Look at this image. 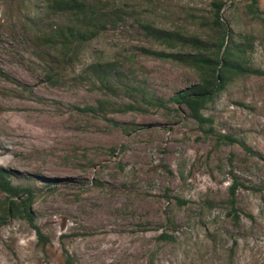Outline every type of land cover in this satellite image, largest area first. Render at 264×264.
Wrapping results in <instances>:
<instances>
[{"label": "rangeland", "instance_id": "obj_1", "mask_svg": "<svg viewBox=\"0 0 264 264\" xmlns=\"http://www.w3.org/2000/svg\"><path fill=\"white\" fill-rule=\"evenodd\" d=\"M39 1L0 0V168L33 189L32 219L48 242L28 220L0 218V264H67L68 255L73 264H264V75L235 78L200 122L169 100L197 73L145 53L164 47L130 25L54 67L36 36L61 18L39 13ZM161 1L168 27L214 2ZM224 1L223 20L253 37L252 64L264 70V23L248 14L250 0ZM102 62L147 99L105 90L90 68ZM100 100L111 105L96 111Z\"/></svg>", "mask_w": 264, "mask_h": 264}, {"label": "trees", "instance_id": "obj_2", "mask_svg": "<svg viewBox=\"0 0 264 264\" xmlns=\"http://www.w3.org/2000/svg\"><path fill=\"white\" fill-rule=\"evenodd\" d=\"M138 1L140 0H40L39 13H42V9L44 14L61 20L44 27L42 34L36 38L41 46L49 49L47 56L54 67L60 70L66 65L74 64L85 46L98 36L128 25L134 27L147 40L164 47L143 49L145 53L159 59L179 61L197 73L198 81L195 84L179 91L169 100L186 106L191 116L200 122L206 120L203 110L235 78L264 75V70L252 64L253 37L235 34L223 20L224 0H214L210 13L192 9L190 18L183 19L184 27L179 19L172 27L158 22V18L170 14L161 0H142L144 4L141 6L136 3ZM247 11L251 17L264 23V11L260 9L258 0H250ZM41 58L45 59L43 56ZM90 68L97 83L105 90L111 93L122 90L132 96L135 103H139L142 98L147 99L146 89L126 81L124 73L115 63H93ZM147 103L164 104L155 97H149ZM107 105H111L108 100H100L96 111L104 110ZM128 108L132 109L134 106L129 105ZM229 140L243 144L239 139L229 137ZM236 184L234 181L230 189L232 194L236 191ZM0 190L6 194L0 218L6 220L10 217H22L35 226L41 242H48V238L32 219L33 189L25 184L13 185L7 172L0 168ZM23 195L27 196L23 198ZM231 203L235 206L234 199ZM66 262L73 264L69 255Z\"/></svg>", "mask_w": 264, "mask_h": 264}]
</instances>
